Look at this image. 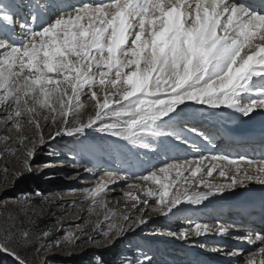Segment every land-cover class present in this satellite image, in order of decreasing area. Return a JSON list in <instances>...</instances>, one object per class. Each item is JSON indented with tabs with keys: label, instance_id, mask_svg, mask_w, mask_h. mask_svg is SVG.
<instances>
[{
	"label": "snow or ice",
	"instance_id": "1",
	"mask_svg": "<svg viewBox=\"0 0 264 264\" xmlns=\"http://www.w3.org/2000/svg\"><path fill=\"white\" fill-rule=\"evenodd\" d=\"M84 97L93 107L86 120L80 116ZM188 102L245 118L264 110V0L259 8L245 0H0V123L6 128L19 131L27 125L39 131L40 119L51 124L59 120L51 139L85 137L91 130L145 149L151 148L146 141L159 138L191 146L186 129L210 143L211 137L195 126L178 122V110ZM81 150L95 151V146L81 140ZM33 154L27 153L29 158ZM205 160L217 163L209 167ZM220 161L235 168L231 183L202 179L204 169L212 177ZM241 162L250 168L255 164L264 173V158L257 162L212 156L166 162L136 178L158 186L145 195L158 197L160 207L154 210L166 215L185 200L199 204L242 185L244 181L237 179ZM219 176L226 177L222 168ZM245 178L253 180L250 175ZM256 182L264 184V178L257 177ZM190 187L207 191L189 192ZM107 190L102 181L83 191L92 201L91 212L103 213L107 228L100 223L96 228L111 244L146 221L110 212L102 198ZM234 227L197 224L195 232L225 234ZM5 235L0 252L17 264H27L12 245H26L29 231ZM181 237L187 238L185 233ZM64 239L72 242L71 236ZM234 239L255 242L251 234ZM255 240L264 245V233H257ZM55 244L59 247L61 241ZM259 251L264 254V247ZM226 254L238 255L240 250Z\"/></svg>",
	"mask_w": 264,
	"mask_h": 264
},
{
	"label": "rangeland",
	"instance_id": "2",
	"mask_svg": "<svg viewBox=\"0 0 264 264\" xmlns=\"http://www.w3.org/2000/svg\"><path fill=\"white\" fill-rule=\"evenodd\" d=\"M25 15L23 18L27 19L28 13ZM83 104L80 116L86 120L93 111L92 101L84 97ZM180 109L182 111L178 110L179 117L185 119L196 108L193 105H181ZM59 126V120L56 124H51L50 121L40 119L39 131L27 125L17 131L11 126L3 129V124L0 123V241L7 238L6 232L18 234L21 230L29 231L30 238L26 245L12 247L27 263L35 264H149V260L151 264H227L221 258V253L207 250L221 247L218 243H205L204 240L212 232H207V236L196 234L195 225L206 223H193L194 216L191 213L175 212L177 206L162 215L154 210L160 207L157 204L158 197L145 195L146 190H158V186L136 177L148 174L166 163L149 168L156 156L152 144L154 139L146 141L151 143L149 149L113 140L103 133L91 130L85 137L61 135L51 139ZM41 137L43 143L40 142ZM81 140L95 146V151H82ZM163 142L162 146L165 142H170L169 138ZM173 150L175 151V147L170 146L166 152H174ZM29 151L34 153L31 158L27 155ZM85 168L90 171H85ZM106 170L115 174L111 178L124 177L122 183L107 188L117 189L121 193H104L102 197L108 201L109 211L130 215L133 220L143 218L146 221L134 230L125 232L111 244L103 237L100 229L96 228L97 223L105 230L107 228V224L103 222V213L97 215L91 212L92 201L83 191L104 182ZM128 185L135 187L129 188ZM137 188L140 189L136 190ZM193 188L196 189L190 187L189 192L198 191ZM61 192H65L67 197L77 196V207L66 211L61 205H57V194ZM235 192L238 191L233 193ZM245 192L240 190L239 194ZM126 193L137 196L138 200H132ZM239 196L233 198L243 200L247 197ZM145 206L150 209L143 210ZM44 232H48L49 236L44 237ZM181 233H185L187 238H182ZM65 235L71 236L72 242L65 240ZM89 237L92 242H89ZM56 240L61 241L59 247L55 244ZM202 244L205 247L202 248ZM37 248L42 251L37 252ZM233 251L235 247H231L228 253ZM207 255L214 256L213 260H208L205 257ZM180 256L184 260L178 261ZM223 256L229 259L232 257L227 254Z\"/></svg>",
	"mask_w": 264,
	"mask_h": 264
},
{
	"label": "bare ground",
	"instance_id": "3",
	"mask_svg": "<svg viewBox=\"0 0 264 264\" xmlns=\"http://www.w3.org/2000/svg\"><path fill=\"white\" fill-rule=\"evenodd\" d=\"M72 1H74L75 3L81 2V0H72ZM92 2L100 3L101 0H92ZM17 31H19L18 28H17ZM186 105H189V106L193 105L196 108L195 109L196 113L193 112L189 116H191L192 118H195L198 121L192 122L191 126H195L197 129L201 130L204 134L212 133L214 138H217L219 136L218 132L215 130V128L219 127L223 130V142H226V137L229 136V137H232L233 140L237 141L238 142L237 144H240V142L242 141H247V140H250L251 138L259 137L260 131L264 129V110H257L250 117L245 118L241 116H236L235 114L231 113L230 110H227V109L201 110L204 107L202 105H196L191 102H188ZM180 120H186V119H181L180 117H178V122ZM259 125H262V127L259 128ZM3 129H6L4 125H3ZM187 138H190L193 142L196 141L195 138H192V137H187ZM164 139H167V138L154 139L152 144H153V148H154V152L156 156L154 160H152L153 162L149 164V168L155 167L167 161H176V160H180L183 158H187L189 160L195 161V160L200 159L201 157L210 158L213 156V155L208 156V154L204 152L195 150V147L193 145L189 146V145L177 144L174 140H171L170 138H169L170 142H165V144L162 146V144L164 143L163 142ZM205 142H208V141H205ZM170 146L175 147V151L173 150L174 152L172 151L166 152L167 149L170 148ZM241 147L245 150L241 149L238 151L237 146H234L233 148H229V149L232 150L233 153H236L239 158L240 157L253 158V157H259L261 155V153L257 152L258 150H261L262 148V146L261 145L259 146V144H257L255 152H253L252 150H249V149H253L254 143H246V144H243ZM186 148L187 150H185ZM221 148L219 149V151L225 150L224 148L222 149ZM237 160H240V159H237ZM214 163H217V162L205 160V165L209 167ZM219 164L221 167L217 168L213 172L212 177H208L206 175V168H205L204 169L205 176H203L202 179H204L208 183L217 184V185L230 184L232 176L236 174L235 168H233L230 165H226L225 161H220ZM221 168L226 172V177L219 176V171L221 170ZM146 169L148 170V168H145V170ZM109 173H113V172L111 170H106L104 172L105 175H103L104 182L106 183L107 188L115 187L117 183H122L123 179L111 178L113 177V175H109ZM246 175L252 176L253 180L248 181L245 178ZM257 177H259V171L256 170L255 164L250 168L246 163L241 162L240 172H239V175L237 176V179L238 181L239 180L244 181L242 185L240 183H237V185L231 190H225L223 193H217L215 195H210L206 199H203L199 204H191L185 200L181 204L177 205L178 209L175 210V212L191 213L194 216L192 217L193 223H197V222L206 223V225H209V227L211 228H214L215 225L218 223L225 225V226L229 225L231 223L229 221L228 216L230 215L231 212L236 213V211H234L235 210L234 206L232 207L230 204L237 203L238 200H240V198L235 199L233 197L242 195V196H247L246 198H248V197L254 196L255 194L259 195L264 192V184L257 183L256 182ZM137 183H140V182H137ZM139 189L140 188H137L136 190H139ZM197 190L202 191V192L207 191V189H202V187ZM240 190H243L246 192L244 194H239ZM234 191H238V192L233 193ZM117 192H118L117 189H110L106 191L105 193L107 195H112ZM118 193H121V192L119 191ZM57 196L59 198L57 200L58 201L57 205H61L62 208H64L66 211L74 207L75 208L77 207V201H76L78 199L77 196L67 197L65 195V192H61L57 194ZM140 198L141 197H139L138 202L141 201ZM148 209L150 208L148 206H145L143 210H148ZM261 218L264 219V214H262ZM235 227H239V225H235ZM235 227L232 229H229L228 232L225 234H220L216 231H209L212 233L208 234L207 239L204 240L205 243L206 242L208 244L218 243L219 245H221V247L218 248L217 250L215 249L216 251H213V249L209 250L208 248L207 250L210 252L212 251L216 253H221L222 254L221 258L227 264H233L232 262H237V264H247L249 259H254L255 264H260V261L264 260V254H260L259 250L261 247H264V245H262L259 241H256L255 238L253 239V241L255 242L252 245H250L247 240L234 239L235 236L249 235L246 233L247 230L241 231L240 229H235ZM259 233H264V226L259 228ZM206 234L207 233L202 232L203 236ZM232 241H235V243H232ZM231 244L235 245V250H240V254L232 255L231 259H229V257L223 256V254L228 253L229 249L231 247H234V245L232 246ZM240 245L243 247H241ZM179 252L182 253V251L180 250ZM205 257L208 260H213L214 258V256H211V255H207ZM180 260H184L182 256H180V259L178 261Z\"/></svg>",
	"mask_w": 264,
	"mask_h": 264
},
{
	"label": "water",
	"instance_id": "4",
	"mask_svg": "<svg viewBox=\"0 0 264 264\" xmlns=\"http://www.w3.org/2000/svg\"><path fill=\"white\" fill-rule=\"evenodd\" d=\"M0 257L4 259L5 262H9L10 264H17V261L11 255L5 252H0Z\"/></svg>",
	"mask_w": 264,
	"mask_h": 264
},
{
	"label": "trees",
	"instance_id": "5",
	"mask_svg": "<svg viewBox=\"0 0 264 264\" xmlns=\"http://www.w3.org/2000/svg\"><path fill=\"white\" fill-rule=\"evenodd\" d=\"M0 264H10L9 262H5L4 259L0 257ZM27 264H35V263H27Z\"/></svg>",
	"mask_w": 264,
	"mask_h": 264
}]
</instances>
